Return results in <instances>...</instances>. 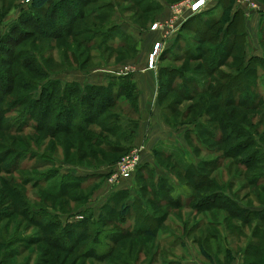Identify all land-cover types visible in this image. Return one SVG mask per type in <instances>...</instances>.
Segmentation results:
<instances>
[{
    "label": "rangeland",
    "instance_id": "1",
    "mask_svg": "<svg viewBox=\"0 0 264 264\" xmlns=\"http://www.w3.org/2000/svg\"><path fill=\"white\" fill-rule=\"evenodd\" d=\"M186 1L0 0V264H264V0ZM93 87L115 122L77 115Z\"/></svg>",
    "mask_w": 264,
    "mask_h": 264
},
{
    "label": "trees",
    "instance_id": "2",
    "mask_svg": "<svg viewBox=\"0 0 264 264\" xmlns=\"http://www.w3.org/2000/svg\"><path fill=\"white\" fill-rule=\"evenodd\" d=\"M227 1V2H226ZM233 1V0H232ZM55 2V0H32V3H31V8L33 9V10H35V11H40V10H42V9H45V10H48V9H50L54 4ZM224 2V3H223ZM226 2V3H225ZM222 3V4H221ZM219 4L220 5H223L222 6V8L224 9H226L228 6H229V0H221L220 2H219ZM224 9V10H225ZM237 16H239V12H237L236 13V15H235V18L234 19H232V20H230V22H229V24H228V27H230V28H234V29H237L236 28V26L237 25H235V19L237 18ZM195 20V19H194ZM190 21H192V19L190 20ZM54 25H55V22H53V20H51L50 18H48V22H47V29H48V31H50V30H52L53 31V27H54ZM217 25H219V23L218 22H212V23H210V25L209 26H205L206 27V29H204V28H202L201 29V31L202 32H200V34L201 35H204V37H205V35L207 34V33H209V32H212V33H216V31H218V27H217ZM242 34V36H243V34H244V31L243 32H241ZM226 35H228L229 36V33H227ZM241 36V37H242ZM207 37H209L210 39H215V37L214 36H207ZM242 40H243V38H242ZM244 42V41H243ZM216 60V59H215ZM214 69L215 68H209L207 71V73L208 74H211V73H213V71H214ZM247 69V68H246ZM246 69H243V70H241V72H240V69L239 68H237L236 70H237V74H236V76H230V75H226V74H222L221 73V75H220V78H222V79H224V80H226V81H228L229 83H232L233 81H240V78L241 77H243V76H241V75H244V70H246ZM214 83H215V88L213 89V90H211V92H210V95L212 96V97H214V98H216V95H219L217 92H224L225 90H226V88H225V84H220L221 82H216V81H214ZM124 85V88H127V86H129L128 84H126V83H124L123 84ZM56 86L58 87V90H60L61 91V95H60V100H59V105L58 106H56V115H54V117H53V123H58L59 122V127L62 125V123H64L65 121H69L70 119H71V117H69L70 116V112H68L66 109H69L68 107H67V105L68 104H66V103H69V101H67L65 98H64V93L65 92H69L71 89H73V88H75V89H73L74 90V92L75 93H77L78 92V88H77V90H76V86L75 85H73L72 83L71 84H65L63 87L59 84V81H58V83H56ZM234 87V86H233ZM89 89H93L94 90V92L93 93H91V94H87L86 96H85V94L84 95H80L81 96V98H80V104L81 105H79V109L82 107H86L87 108V111H83V109L82 110H80V111H78V114L77 115H79V117H81V118H84L85 120V123L87 124V125H89V124H97V125H101V124H103L104 122H115L116 121V118H114L113 117V115H109L108 113H107V110L108 109H110L111 107H113L114 106V100H115V98L119 95V94H117V93H113V92H108V91H106L105 89H103V88H100V87H93V88H89ZM217 89V90H216ZM44 90H46V89H44ZM55 91V89H53L52 90V92H54ZM127 93V92H126ZM48 94H50V93H48ZM41 97V99H42V96H40ZM48 98H47V102L48 103H51L50 101H51V99L49 98V95L47 96ZM50 99V100H49ZM49 100V101H48ZM46 102V101H45ZM40 103V101H36L35 102V104L34 105H38ZM69 104H71V102L69 103ZM46 105V104H45ZM216 106H218V107H220L219 105H216ZM210 108H212V107H210ZM94 110V112H96L97 113V115L98 116H96V118H94V119H88V114L92 111V110ZM90 111V112H89ZM102 115V116H101ZM86 125V126H87ZM113 124L111 123V125H110V127L112 126ZM86 126H82V127H78L77 129H71V128H68V127H66V128H56V129H54L52 132L53 133H58V132H61V133H67V132H69V131H79V132H82V130H86L87 128H86ZM108 130H110V128H108V129H106V130H104V133H106V134H109V133H112V135H114L115 137H119V136H121V137H124V139H128V138H130V137H132L131 136V132L130 133H117V132H115V130L113 131V132H109ZM85 139L87 140V141H85L86 142V144H88L89 143V141H88V139H87V137H85ZM98 139H100V138H98ZM95 142H97V140H94L92 143H95ZM95 145V144H94ZM140 166V165H139ZM139 166H138V168H139ZM137 168V169H138ZM223 210V209H222ZM263 211V210H262ZM262 211H254L255 213V215H262L261 213H262ZM226 212V211H225ZM227 213V212H226ZM250 213V212H249ZM228 214V213H227ZM261 218V217H260ZM159 220H158V223H157V229L160 227V226H158V225H160V223H161V221H162V219L163 218H158ZM145 220V216L143 217V219L141 220V221H144ZM161 220V221H160ZM157 221V220H156ZM155 221V222H156ZM144 222H146V220L144 221ZM150 224L148 223V226H149ZM146 235L147 236H149V237H152L153 236V234L152 233H149V232H146ZM264 251V250H263ZM201 255L203 256V258H207L208 260H209V257L205 254V252L203 251V250H201Z\"/></svg>",
    "mask_w": 264,
    "mask_h": 264
},
{
    "label": "built area",
    "instance_id": "3",
    "mask_svg": "<svg viewBox=\"0 0 264 264\" xmlns=\"http://www.w3.org/2000/svg\"><path fill=\"white\" fill-rule=\"evenodd\" d=\"M32 0H27V2H31ZM247 2V0H245ZM186 6H189V12L192 13L190 14L195 15L198 14L199 12H201L202 10H204L205 7V0H203V2H201V0H190L188 2V0L186 1ZM248 7L250 8V10H255L258 11V7L257 4L255 2H253L252 0H249V5ZM189 16V17H191ZM159 24H155L153 26V29L159 28ZM151 67H152V63H151ZM139 166V160L137 157H126L124 158L116 167V173H115V177H113L111 179V182H114L116 179L122 178L129 175V173L135 171V169H137Z\"/></svg>",
    "mask_w": 264,
    "mask_h": 264
},
{
    "label": "crops",
    "instance_id": "4",
    "mask_svg": "<svg viewBox=\"0 0 264 264\" xmlns=\"http://www.w3.org/2000/svg\"><path fill=\"white\" fill-rule=\"evenodd\" d=\"M217 2H218V0H209V2H207V3L211 4V6H214L215 3L217 4ZM166 16H165V18H166ZM261 17H264V15H262V14L260 16L259 15H255V16H252L251 19H252V21L259 23V21L261 20ZM151 145L153 146L152 142H151Z\"/></svg>",
    "mask_w": 264,
    "mask_h": 264
},
{
    "label": "snow or ice",
    "instance_id": "5",
    "mask_svg": "<svg viewBox=\"0 0 264 264\" xmlns=\"http://www.w3.org/2000/svg\"><path fill=\"white\" fill-rule=\"evenodd\" d=\"M201 2H203V0H201Z\"/></svg>",
    "mask_w": 264,
    "mask_h": 264
}]
</instances>
